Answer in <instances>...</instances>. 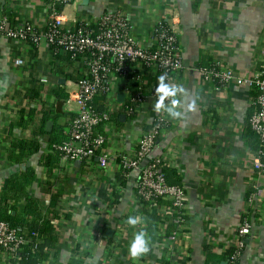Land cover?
I'll return each instance as SVG.
<instances>
[{"label": "crops", "instance_id": "crops-1", "mask_svg": "<svg viewBox=\"0 0 264 264\" xmlns=\"http://www.w3.org/2000/svg\"><path fill=\"white\" fill-rule=\"evenodd\" d=\"M46 1L0 0V19L9 13L15 25L30 23L43 33L48 21ZM171 10L178 12L182 30L178 43L182 70L171 82L183 85V106L194 103L195 109L187 111L182 121L154 111L159 76L152 75L145 79L147 100L132 117L122 109L125 85L114 79L108 106L118 122L112 120L105 146L111 155L130 153L143 125L158 114L165 119V129L139 170L150 158L161 156L169 166L177 167L167 166L176 172L185 190L188 237L178 236L171 252L159 245L167 230L164 220L155 210L143 206L135 194L139 170L123 178L117 165L100 169L94 159L78 163L61 158L50 174L38 165L40 156L47 152L51 133L62 129L66 135L69 131L71 115L64 106L60 111L55 108L54 121L47 122L52 123L51 128L46 130L45 126V134L38 138L42 150L26 165L8 163L5 154L12 138L33 136L31 126L9 128L19 108H33L40 119L42 102L56 104L52 90L63 89L59 81L77 66L62 62L61 72L54 78L49 71L45 40L31 51L27 45L0 34V194L4 181L27 166L35 171L29 194L43 206L57 196L59 217L53 225L58 242L49 264H68L73 259L83 264H180L178 256L184 255L186 249L187 264H217L208 261L207 248L221 257L240 242L238 264H264V173L253 169L255 143L247 135L256 92L248 83L236 82L249 81L261 67L264 0H76L72 7L80 23H94L109 12L123 13L130 19L133 36L142 47L151 46V30ZM17 60L22 61L19 67L14 65ZM213 64L231 70L234 79L227 84L205 79L200 70ZM30 79L42 86L40 100L23 98ZM120 94L124 95L121 103L117 99ZM152 215L160 219H150ZM128 216H142L144 221L132 228L125 223ZM244 222L249 223L250 232L240 237L238 230ZM139 229L149 233L151 251L133 260L127 247L133 232Z\"/></svg>", "mask_w": 264, "mask_h": 264}, {"label": "built area", "instance_id": "built-area-1", "mask_svg": "<svg viewBox=\"0 0 264 264\" xmlns=\"http://www.w3.org/2000/svg\"><path fill=\"white\" fill-rule=\"evenodd\" d=\"M76 0H47V30L40 34L30 23L11 25L6 18L0 19V34L25 45H38L45 40L48 48H60L70 55L75 66L81 67L82 78L77 82L66 81L62 86L67 99L64 110L71 115L66 140L54 148L62 158L88 163L93 159L100 169L109 164L117 165L120 176L126 178L134 170H139L141 162L149 158L156 141L165 129V119L155 115L143 125L136 147L130 153L118 152L114 155L105 149L108 128L111 125L113 110L108 106L112 81L118 79L125 85L126 99L129 100L125 112L136 117L138 108L147 100L145 79L167 74L170 81L182 70V58L179 50V37L182 34L179 15L176 10L166 13L153 30V45L142 47L133 36L130 19L121 12H109L100 16L94 23H80L72 11ZM19 67L21 60L14 62ZM205 79L227 84L234 79L231 70L220 64H213L200 70ZM41 82H45L42 80ZM238 85L248 83L256 92L253 112L249 126L258 140L253 169L264 173V53L259 71L249 81L236 80ZM132 85L135 91H129ZM103 95L106 107L98 111L94 99ZM152 95V94H151ZM156 100V96L154 95ZM172 167L165 157L150 158L139 170L135 194L139 202L155 210L167 223L172 217L174 230L168 235L163 233L159 245L172 251L178 236L188 237L186 228V194L182 185L169 184L161 167ZM250 232V225L244 222L238 235L244 237ZM33 242V250L44 243L37 232H27L23 228L12 227L0 221V264H11L21 258L23 247ZM236 252L225 264H236L242 249V243L236 246ZM185 256V257H183ZM171 255L168 256L170 259ZM180 264L186 263L188 251L180 255Z\"/></svg>", "mask_w": 264, "mask_h": 264}, {"label": "trees", "instance_id": "trees-1", "mask_svg": "<svg viewBox=\"0 0 264 264\" xmlns=\"http://www.w3.org/2000/svg\"><path fill=\"white\" fill-rule=\"evenodd\" d=\"M4 18L11 25L16 23L11 18L9 13H6ZM47 30V25L43 33ZM40 33V32H39ZM40 33V34H43ZM27 47L32 51L35 50L37 45L33 43H28ZM49 57H50V74L56 78V74L61 72V63L73 65V61L70 59V55L64 52L60 48L50 47L49 48ZM66 81L77 82L82 78V74L79 72V67L77 66L72 70L71 73L63 76ZM30 86L24 92L23 98L28 101L40 100V93L42 91V86L39 85L38 81L35 79L29 80ZM129 91H135L132 85H128ZM54 97L56 98V104L54 105H44L42 111L40 112V119H37L36 110L26 106L19 108L16 119L13 123L10 124V129L14 126H18L22 129H27L29 126L32 127L31 134L32 137L27 138H12L10 142V147L6 151L5 158L8 163L11 165H21L25 164L31 157L38 154L42 150V146L38 138L45 134V126L48 121H54L55 119V108L60 111L61 107L64 106V103L67 99V94L64 89L56 87L52 90ZM129 100L126 99L122 104V109L128 105ZM93 106L98 111L105 110L106 102L103 95L94 99ZM114 122H118L117 117H112ZM54 133V130L51 134V138L48 141L46 147V154H42L39 158L38 165L40 167H45L48 174L53 172L57 167L59 160L62 158L60 152H58L54 146L61 144L66 140V135L61 132ZM54 133V134H53ZM62 133V134H61ZM248 137L251 141L255 143L254 152L258 150V140L256 135L248 128ZM26 165V164H25ZM162 173H164L166 180L169 184L178 185L180 184L179 178L176 176V172L168 167H161ZM35 181V171L31 168L25 166L23 170L19 173L11 176L10 178L4 181V184L1 188L0 194V221L8 223L12 227H19L25 229L27 232H37L40 237L43 238L44 243L40 245L37 249L33 250V242H29L26 246L23 247L21 252V258L17 262H12L11 264H49L50 257L55 256V246L58 242V236L53 225V220L59 217L58 212L56 211V200L57 196L53 195L50 203L46 206L41 204V201L36 197L29 194L28 189ZM157 220L159 216L152 215L150 219ZM160 219V218H159ZM168 222L165 223L167 228L166 235H168L174 226L172 224V217H170ZM236 252L235 247H231L227 250L225 255L219 257L214 256L209 252L207 248V259L208 261H213L217 264L224 263L226 260ZM241 253V252H240ZM239 259V258H238ZM188 261V259H187ZM239 260H236L238 264ZM68 264H83L79 259H73ZM186 264V263H182Z\"/></svg>", "mask_w": 264, "mask_h": 264}, {"label": "clouds", "instance_id": "clouds-1", "mask_svg": "<svg viewBox=\"0 0 264 264\" xmlns=\"http://www.w3.org/2000/svg\"><path fill=\"white\" fill-rule=\"evenodd\" d=\"M185 92L186 90L183 85L172 83L166 73L161 74L155 87L156 100L153 104L154 111L157 113L164 112L173 120H184L186 112L195 109L194 103H188L186 106H183ZM143 221L144 218L142 216H128L125 223L132 228H136ZM150 251L151 237L149 233L144 229L133 232L127 247L128 255L133 260H137L146 256Z\"/></svg>", "mask_w": 264, "mask_h": 264}, {"label": "water", "instance_id": "water-1", "mask_svg": "<svg viewBox=\"0 0 264 264\" xmlns=\"http://www.w3.org/2000/svg\"><path fill=\"white\" fill-rule=\"evenodd\" d=\"M64 83H65V80H60L59 81V84H61V85H64ZM117 99H118V101L121 103V102H123V100H124V95L123 94H120V95H118L117 96ZM51 126H52V123L51 122H49V123H47V125H46V130H48L49 128H51ZM23 167V166H22ZM107 236H109L108 234H107Z\"/></svg>", "mask_w": 264, "mask_h": 264}]
</instances>
